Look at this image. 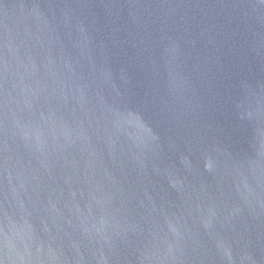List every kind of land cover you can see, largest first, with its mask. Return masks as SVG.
I'll return each instance as SVG.
<instances>
[{"label":"water","instance_id":"95a60500","mask_svg":"<svg viewBox=\"0 0 264 264\" xmlns=\"http://www.w3.org/2000/svg\"><path fill=\"white\" fill-rule=\"evenodd\" d=\"M0 264H264V0H0Z\"/></svg>","mask_w":264,"mask_h":264}]
</instances>
